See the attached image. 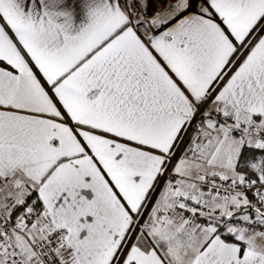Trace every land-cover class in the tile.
I'll return each instance as SVG.
<instances>
[{
  "label": "snow or ice",
  "instance_id": "snow-or-ice-1",
  "mask_svg": "<svg viewBox=\"0 0 264 264\" xmlns=\"http://www.w3.org/2000/svg\"><path fill=\"white\" fill-rule=\"evenodd\" d=\"M0 264H264V0H0Z\"/></svg>",
  "mask_w": 264,
  "mask_h": 264
}]
</instances>
